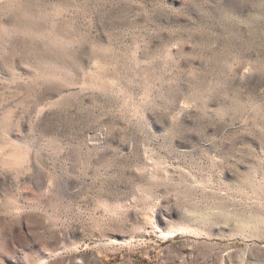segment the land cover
<instances>
[{
  "label": "clouds",
  "instance_id": "1",
  "mask_svg": "<svg viewBox=\"0 0 264 264\" xmlns=\"http://www.w3.org/2000/svg\"><path fill=\"white\" fill-rule=\"evenodd\" d=\"M0 264H264V0H0Z\"/></svg>",
  "mask_w": 264,
  "mask_h": 264
}]
</instances>
